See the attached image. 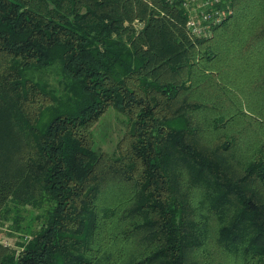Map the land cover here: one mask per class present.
I'll list each match as a JSON object with an SVG mask.
<instances>
[{
	"label": "trees",
	"instance_id": "1",
	"mask_svg": "<svg viewBox=\"0 0 264 264\" xmlns=\"http://www.w3.org/2000/svg\"><path fill=\"white\" fill-rule=\"evenodd\" d=\"M152 3L0 0V217L40 208L0 264H264V0L209 37Z\"/></svg>",
	"mask_w": 264,
	"mask_h": 264
},
{
	"label": "rangeland",
	"instance_id": "2",
	"mask_svg": "<svg viewBox=\"0 0 264 264\" xmlns=\"http://www.w3.org/2000/svg\"><path fill=\"white\" fill-rule=\"evenodd\" d=\"M136 25L139 28L142 26L140 22ZM46 77H50L49 81H54L57 76L53 73H49L46 74ZM128 127L127 115L115 107L109 108L94 126L91 140L93 136V140L96 143L95 145L103 156L109 155L112 157L111 160L115 159L119 153L118 143L124 139ZM16 160L17 158L14 157V160L11 161V166L13 168L17 166ZM113 164H115V161H113ZM31 211L40 213V208H33L32 205H23L21 207L15 206V210L11 208V211H5L0 217V241L17 249L22 239L16 234L17 232L15 233L13 230L14 224H12V222L15 223L14 218L19 215L23 218L30 215Z\"/></svg>",
	"mask_w": 264,
	"mask_h": 264
},
{
	"label": "built area",
	"instance_id": "3",
	"mask_svg": "<svg viewBox=\"0 0 264 264\" xmlns=\"http://www.w3.org/2000/svg\"><path fill=\"white\" fill-rule=\"evenodd\" d=\"M149 1L154 6L152 0ZM183 8L187 15L186 28L197 37H209L216 26L222 23L228 13L231 0H164Z\"/></svg>",
	"mask_w": 264,
	"mask_h": 264
}]
</instances>
